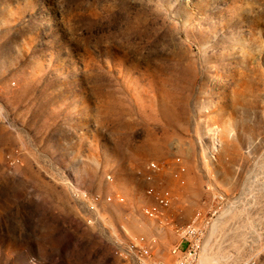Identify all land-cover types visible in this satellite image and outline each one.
<instances>
[{"label": "rangeland", "instance_id": "1", "mask_svg": "<svg viewBox=\"0 0 264 264\" xmlns=\"http://www.w3.org/2000/svg\"><path fill=\"white\" fill-rule=\"evenodd\" d=\"M218 194L199 264H264V0H0V264L172 262Z\"/></svg>", "mask_w": 264, "mask_h": 264}, {"label": "built area", "instance_id": "2", "mask_svg": "<svg viewBox=\"0 0 264 264\" xmlns=\"http://www.w3.org/2000/svg\"><path fill=\"white\" fill-rule=\"evenodd\" d=\"M215 154L216 152L211 153L212 156ZM175 163L177 164V168L173 172V176L180 178L185 172V167L180 158H177ZM159 171V164L155 161H150L144 166L137 168L135 175L146 183L145 192L152 199V202L144 207V214L148 218L158 220L161 223H169L171 221L169 210L172 207L174 196L168 187L157 184L156 175ZM108 179H112V176L109 175ZM75 194L87 201V207L91 211H95L98 202L102 200L101 195H90L85 190L78 189ZM215 199L216 205L210 216H207L202 211H197L188 223H176L179 242L171 248L174 260L172 262H165L160 259H154L150 264H199L205 233L211 218L220 210L225 200L221 194L216 195ZM107 200L111 201L112 197H107ZM88 221L92 222V218L88 219ZM183 242L187 243L185 248L182 247ZM117 252L123 256L128 264H146V260L151 256L152 245L142 236L136 241L129 240L127 243H123L119 246Z\"/></svg>", "mask_w": 264, "mask_h": 264}, {"label": "bare ground", "instance_id": "3", "mask_svg": "<svg viewBox=\"0 0 264 264\" xmlns=\"http://www.w3.org/2000/svg\"><path fill=\"white\" fill-rule=\"evenodd\" d=\"M204 258V257H203ZM201 259V258H200ZM201 264H204V262L203 261H201Z\"/></svg>", "mask_w": 264, "mask_h": 264}, {"label": "crops", "instance_id": "4", "mask_svg": "<svg viewBox=\"0 0 264 264\" xmlns=\"http://www.w3.org/2000/svg\"><path fill=\"white\" fill-rule=\"evenodd\" d=\"M125 262L128 264V262L125 260Z\"/></svg>", "mask_w": 264, "mask_h": 264}]
</instances>
